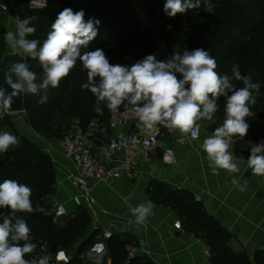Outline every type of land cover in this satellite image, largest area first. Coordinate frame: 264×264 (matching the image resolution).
I'll list each match as a JSON object with an SVG mask.
<instances>
[{"label":"trees","instance_id":"16d2710c","mask_svg":"<svg viewBox=\"0 0 264 264\" xmlns=\"http://www.w3.org/2000/svg\"><path fill=\"white\" fill-rule=\"evenodd\" d=\"M164 2L165 0H46V5L39 8L25 4L15 15L21 19L38 17L33 21L36 32L28 38L41 42L46 39L57 15L63 9L71 8L73 12L83 10L85 21L89 18L100 21L98 34L89 43L88 50L125 48L136 50L134 56L138 60L152 54L157 59L164 60L173 51L202 48L216 59L217 71L220 73L231 74L232 66L238 65L242 74L250 76L253 82L261 85L260 91L254 93L255 104L250 106L251 114L246 117L249 130L245 137L250 138L253 143L264 140V51L255 68L249 59L238 62L236 55V47L240 41L264 30V0H212L214 8H221L218 15L212 18L205 13L203 2L199 9H190L184 14L168 17L163 11ZM5 33L0 20V60L5 54ZM143 42L158 44L162 52L140 49ZM24 59L30 70L42 75L37 60L25 56ZM86 82V70L77 61L57 88L47 89L46 103H39L40 97L45 95L43 91L38 95L24 94L25 125L45 140L64 139L72 131L73 119L77 121L80 131H84L91 122L108 131L110 110L103 104L102 115L93 110L96 100L89 90L82 88V84ZM237 87H242V84H237ZM224 102L223 97L219 98L220 109L212 119L220 126L225 118ZM116 111L122 113L128 110L121 105ZM11 126L10 114L5 112L3 118H0V128ZM6 179L27 184L32 189L30 199L34 209H43L42 212L18 213L27 221L32 230V241L37 245L32 253L26 254V259L54 256L63 251L68 255L65 264H91L83 261L80 256L93 238L98 236L99 229H93L83 237L90 218L82 207L76 208L73 216L64 223L54 221L47 199L54 192L57 174L49 155L29 138L20 136L18 144L11 146L6 153H0V183ZM145 194L153 204L173 210L180 218L183 229L204 241L209 264H264V251L254 252L251 259L244 253H232L227 246L228 233L204 212L199 203L193 202L189 192L170 190L157 181H151ZM0 211L7 213V210ZM104 242L109 264H123L125 246L130 242L121 240L115 234H111ZM50 264L56 263L50 260ZM127 264L153 263L147 257L137 254L128 259Z\"/></svg>","mask_w":264,"mask_h":264},{"label":"clouds","instance_id":"9594fccd","mask_svg":"<svg viewBox=\"0 0 264 264\" xmlns=\"http://www.w3.org/2000/svg\"><path fill=\"white\" fill-rule=\"evenodd\" d=\"M203 2L204 10L212 12V0H165L163 11L168 17L184 14L190 9H199ZM83 10L73 12L63 9L46 39L41 42L29 39L36 32L33 23L38 17H17L15 31H8L4 39L12 50V56L37 60L42 75L30 70L26 59L10 61L7 70H2L3 82L10 88L8 92L0 85V118L10 111L15 98L24 94L38 95L42 91L39 103L47 102V89L57 88L60 81L75 67L77 61L87 73V82L82 88L95 97L93 110L103 114V106L117 110L121 105L134 113L146 133L158 131L157 125L177 129L181 133H193L197 122L212 120L219 111V98H224L225 118L221 126L215 128L211 136L206 137L200 148L206 154L213 175L219 169L229 173L240 171L232 146L233 137L247 135L249 124L246 120L251 114V105L255 104V95L261 85L240 72L233 65L230 73L217 71V61L202 48L188 51H173L164 60L155 54L128 64L110 63L101 48L88 50L89 43L97 36L100 21L95 18L84 19ZM171 30V25L168 26ZM185 27H187L185 25ZM4 61H0V66ZM242 84V87H237ZM125 101L127 102L125 104ZM18 144L17 137L11 132L0 133V153H6L11 146ZM250 154L247 165L254 175H264V140L249 144ZM230 183L244 191L240 178L234 177ZM32 189L24 183L6 179L0 183V264H50V257L26 259L37 245L33 243L31 228L18 213L43 211L33 207L30 199ZM154 204L151 200L130 206V212L137 224H142L152 214ZM65 253H57V259H65Z\"/></svg>","mask_w":264,"mask_h":264},{"label":"crops","instance_id":"0c3cea01","mask_svg":"<svg viewBox=\"0 0 264 264\" xmlns=\"http://www.w3.org/2000/svg\"><path fill=\"white\" fill-rule=\"evenodd\" d=\"M16 3L20 6L21 0ZM197 124L199 132L195 140L189 141L186 134L180 131L165 134L155 147L147 151L145 158H136L128 173H122L116 181H89V194L93 204L84 208L90 218V224L83 237L88 235L95 225L99 233L102 229H107L121 240L146 250L147 253L143 256L153 264H209L204 255L207 250L204 241L186 232L182 224L179 230L172 227L174 221L181 223L173 210L154 204L152 214L144 223L135 222L130 206L135 207L148 201L145 194L148 183L157 181L170 190H183L189 192L192 197H199L200 201L196 203L228 233L227 246L232 253H244L251 259L254 252L264 251V175L252 174L246 162L250 154L249 144L253 142L248 137H233L232 151L237 158L244 160L238 161L240 171L233 174L219 169V174L213 175L200 145L220 125L215 124L213 120H201ZM139 126L140 121L134 113L110 110L108 131L96 125L92 134L101 139L115 132L135 130ZM25 128L24 136L37 137L26 125ZM85 130H88V127ZM78 131L80 129L77 127V121L73 119L70 133ZM85 138L91 150L95 151L101 146L100 141L87 136ZM38 143L42 151L51 158L57 174L54 192L47 201L51 211L55 205H65L67 214L61 222L64 223L76 210L71 201L76 189L67 179L68 174L73 175L75 172L73 164L63 155L60 140H45L40 137ZM234 177L240 178L241 185L247 180L244 191L230 183ZM60 218L62 217L54 218V221L58 223L56 220ZM99 238L98 234L81 254L83 261L91 264H109L106 251L100 254L88 252L89 247Z\"/></svg>","mask_w":264,"mask_h":264},{"label":"built area","instance_id":"2783aa9c","mask_svg":"<svg viewBox=\"0 0 264 264\" xmlns=\"http://www.w3.org/2000/svg\"><path fill=\"white\" fill-rule=\"evenodd\" d=\"M1 11L6 9L0 5ZM88 130L69 133L61 141L63 155L69 159L73 164L74 174H68L67 179L72 183L76 189V193L71 197L73 207L75 208H89L91 207L92 199L90 197L89 181L95 183H109L116 181L121 177L122 173H128L133 167L135 159L145 158L147 151L155 147L159 139L165 135L170 134L177 129H169L164 125H157L158 131L146 133L141 126L135 130L125 132H115L111 135H106L98 139L92 134L95 129L96 123L91 122L87 126ZM199 125L193 133L186 134L189 141L195 140L198 137ZM94 138L101 142V146L97 147L95 151L91 150L86 142L85 137ZM252 141L250 138H248ZM97 152V153H96ZM195 202H199L200 198L193 197ZM264 203V200H263ZM54 218L63 217L67 214V209L64 204L55 205L51 211ZM172 227L175 230L181 229L179 221H174ZM93 229H98L93 225ZM111 233L107 229H102L99 233V239L88 249V252L100 254L105 251V240L109 238ZM139 254L145 255L146 250L137 248L133 243L125 246V261L127 264L128 259ZM58 253V252H57ZM57 253L54 256H49L51 261L56 264H65L68 261V255L65 254V259H57ZM204 255L208 258V252L205 250Z\"/></svg>","mask_w":264,"mask_h":264},{"label":"rangeland","instance_id":"374dc122","mask_svg":"<svg viewBox=\"0 0 264 264\" xmlns=\"http://www.w3.org/2000/svg\"><path fill=\"white\" fill-rule=\"evenodd\" d=\"M17 1L19 0H0V5L3 6L6 11H1L0 10V20L1 23L6 30L8 31H15L16 28V15L15 12L24 6L25 4L29 5L30 7L33 8H39V7H44L46 5V0H21L20 6L17 5ZM221 8L216 7L212 12H207L205 11L206 14L212 17H216L218 13L220 12ZM141 48L144 50H148V52H162V48L156 44V43H150V42H143L141 43ZM149 47V49H148ZM136 50H130V49H107L104 50L106 56L108 57L110 63L112 64H128L131 65L132 63L138 61V57L134 56L136 55L135 53ZM264 51V30H259L250 36H248L246 39L242 40L239 42V44L236 47V55H237V61L238 62H244L245 60L249 59L251 60V65L252 67H256L260 59L261 53ZM5 53H12V50L9 48L7 43L5 44ZM21 56L24 57L23 53H21ZM11 117V122L12 126L11 127H3L0 128V133L2 132H11L14 134L17 139L19 140L20 136H24L26 128H25V123H24V116L23 113H15V114H10ZM37 137H32V136H27L33 143L37 144L38 146L39 143V136L36 135ZM26 137V136H25ZM42 139V138H41ZM65 218L62 217L60 219H57L56 221L59 223L63 222V219Z\"/></svg>","mask_w":264,"mask_h":264},{"label":"water","instance_id":"95a60500","mask_svg":"<svg viewBox=\"0 0 264 264\" xmlns=\"http://www.w3.org/2000/svg\"><path fill=\"white\" fill-rule=\"evenodd\" d=\"M12 55H13V53H5L3 55V57L0 61H4V65L0 66V69L7 70V66H8L10 61H13V60L22 61V59H24L23 56L20 57V56H12ZM2 70H0V80L2 82V86L5 87L8 92H10L11 89L7 88V85L4 84V82H3ZM6 113H9V114L23 113V95L15 98V103L12 105V108L10 109V111H6Z\"/></svg>","mask_w":264,"mask_h":264}]
</instances>
